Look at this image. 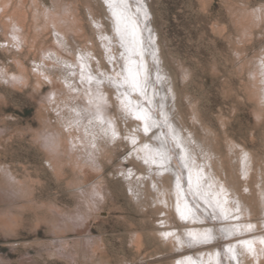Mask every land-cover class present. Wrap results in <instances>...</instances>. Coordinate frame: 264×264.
<instances>
[{"label": "rangeland", "instance_id": "rangeland-1", "mask_svg": "<svg viewBox=\"0 0 264 264\" xmlns=\"http://www.w3.org/2000/svg\"><path fill=\"white\" fill-rule=\"evenodd\" d=\"M147 1L183 125L220 153L234 143L264 157L253 83L264 35L248 17L264 0ZM100 32L106 40L100 0H0V264H176L184 255L157 231L188 226L171 198L129 179L145 169L114 101L103 108L118 125L112 137L96 127L82 78L69 83L56 59L91 43L100 56Z\"/></svg>", "mask_w": 264, "mask_h": 264}, {"label": "bare ground", "instance_id": "bare-ground-1", "mask_svg": "<svg viewBox=\"0 0 264 264\" xmlns=\"http://www.w3.org/2000/svg\"><path fill=\"white\" fill-rule=\"evenodd\" d=\"M100 1L109 26L106 40L105 32H100V39L95 42L103 46L102 54L97 55L94 43L90 42L91 46L77 50L73 59L59 55L56 59L66 65V72L74 73L73 78L72 73L65 76L69 78V83L82 78L81 83L89 93L88 103L96 111L92 117L96 127L98 125L103 133L112 137L118 135V125L104 110L111 100L114 101L119 120L126 126L125 137L120 135L121 139L128 143L135 141L131 143L135 150L133 158H137L136 162L145 169L135 174L131 170L129 179L143 184L148 194L157 196L154 199L162 201L170 197L169 204L173 201L174 211L188 225L178 233L162 226L157 229L161 236H168L171 242L176 241L181 246L179 253L184 255L176 264H264V157L249 152L243 146H240L243 150L239 151L234 143L223 154L212 148L211 142H198L192 131L183 125L174 108V92L162 65L148 1L126 0L128 9L124 23L130 28L129 20L135 21L139 39L143 42L133 51H130L127 39H120L113 8L107 0ZM89 13L92 14L91 11ZM248 17L254 20V23L251 24V20L249 23L252 28L247 24L248 27L264 35V5L254 7ZM96 24L99 27L104 22L100 19ZM251 29L247 31L251 33ZM54 31L58 42L68 46L61 26H55ZM67 46H64L66 50ZM129 57L135 61L132 67L139 70L144 94L124 82ZM255 58L253 83L258 90H254V96L261 105L264 103V43L262 52ZM105 68L108 70L105 71ZM261 81L262 87L259 88ZM72 87L78 88L76 85ZM260 105L259 108H262ZM137 116L146 117V120L137 119ZM146 122L149 126L147 132L144 131ZM161 153L168 159L162 161ZM246 189L248 194L244 193ZM164 203L167 204L166 201ZM163 207L166 208L165 205ZM258 214L260 217L256 218ZM204 234H210L211 239L201 242Z\"/></svg>", "mask_w": 264, "mask_h": 264}, {"label": "snow or ice", "instance_id": "snow-or-ice-1", "mask_svg": "<svg viewBox=\"0 0 264 264\" xmlns=\"http://www.w3.org/2000/svg\"><path fill=\"white\" fill-rule=\"evenodd\" d=\"M109 5L113 8V15L116 18L117 21V32L120 35L121 41H124L125 39L128 40V43L131 45L130 51L135 50L137 45H142V41L139 39L138 34V25L135 21L129 20V23L131 27L129 28L127 25H125V12L128 9V5L126 3V0H107ZM142 55V53H140ZM135 64V61L129 57V66L125 69L126 76L124 78L125 83H130L132 88L134 90L139 89L141 91V94H144L143 92V84L141 80L139 79V70L132 67V65ZM137 119H145L146 117L137 116ZM148 124L145 123L144 131H148ZM135 142V141H133ZM168 157L161 153V160H167ZM147 162V161H145ZM186 166V165H185ZM177 186L179 187V180H177ZM251 227V225H249ZM211 239L210 234H204L201 238V242H207ZM241 243H247V241H241Z\"/></svg>", "mask_w": 264, "mask_h": 264}]
</instances>
